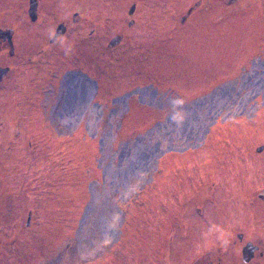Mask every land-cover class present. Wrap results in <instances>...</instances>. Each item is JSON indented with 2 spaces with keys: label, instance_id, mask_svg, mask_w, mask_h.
<instances>
[{
  "label": "rangeland",
  "instance_id": "obj_1",
  "mask_svg": "<svg viewBox=\"0 0 264 264\" xmlns=\"http://www.w3.org/2000/svg\"><path fill=\"white\" fill-rule=\"evenodd\" d=\"M208 1L58 0L89 19L40 63L26 24L0 264H194L264 236V1Z\"/></svg>",
  "mask_w": 264,
  "mask_h": 264
},
{
  "label": "flooded vegetation",
  "instance_id": "obj_2",
  "mask_svg": "<svg viewBox=\"0 0 264 264\" xmlns=\"http://www.w3.org/2000/svg\"><path fill=\"white\" fill-rule=\"evenodd\" d=\"M58 0H0V147L4 148L7 141L3 140V133L8 132L9 118L12 111L18 112L20 104V96L8 95L9 91H17L20 88L24 92L23 78L25 76L23 70L25 63L26 42L32 39L31 36H26V24L30 26L35 25L33 29L36 40L42 38V34H48L45 45L39 50L35 51L33 56H30L29 61L37 62L41 60V54L46 53L48 48L55 49L54 44L60 43L64 36H68L72 23L80 25L85 28L84 20L89 18L87 14L75 12L73 15H66L62 19L61 14L52 12L53 5ZM61 2L66 0H59ZM87 1V0H82ZM259 0H224L225 2V16L232 17L237 12H242L248 5L251 6L253 2ZM264 1V0H263ZM199 1L198 4H200ZM86 3V2H84ZM242 3L245 6L241 8ZM207 4H210V0ZM202 5V3L200 4ZM87 4L84 6V11L87 9ZM207 5L204 7L206 8ZM210 8H214L210 6ZM57 11V9H56ZM137 11V3H133L130 12L134 15ZM191 11V9L189 10ZM187 12V15L190 12ZM54 13L55 16H52ZM59 19H58V17ZM186 19L183 21L185 22ZM130 24H136L132 21ZM25 28V29H24ZM30 34V31H29ZM51 34V35H50ZM31 35V34H30ZM120 38V36H119ZM27 40V41H26ZM121 40V38H120ZM45 42V40H44ZM30 48V46H29ZM29 51V50H28ZM38 59V60H36ZM12 99H9L11 98ZM14 127L19 125L13 124ZM264 151V147H261ZM1 160V159H0ZM264 200V197H263ZM237 241L228 242L226 248L221 250H206L205 253H200L196 258L194 264H264V236L261 235L260 240L254 244L247 241L242 244L245 237L242 234L236 236ZM240 242V243H239ZM239 245V249L234 250L232 245ZM236 251V252H235Z\"/></svg>",
  "mask_w": 264,
  "mask_h": 264
},
{
  "label": "snow or ice",
  "instance_id": "obj_3",
  "mask_svg": "<svg viewBox=\"0 0 264 264\" xmlns=\"http://www.w3.org/2000/svg\"><path fill=\"white\" fill-rule=\"evenodd\" d=\"M68 100L70 104L76 103L78 101L77 93L71 87L68 90Z\"/></svg>",
  "mask_w": 264,
  "mask_h": 264
}]
</instances>
